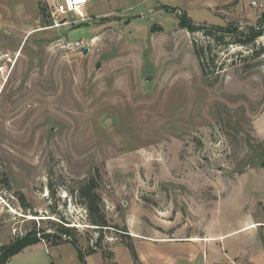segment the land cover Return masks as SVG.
Segmentation results:
<instances>
[{"label": "rangeland", "instance_id": "374dc122", "mask_svg": "<svg viewBox=\"0 0 264 264\" xmlns=\"http://www.w3.org/2000/svg\"><path fill=\"white\" fill-rule=\"evenodd\" d=\"M45 5L0 0V57L15 64L0 91V249L20 239L14 229L45 231L48 244L61 235L85 251L95 245L101 233L68 192L95 169L121 229L128 219L157 230L172 220V231L197 233L208 207L224 232L247 215L264 220V56L250 57L264 38L212 44L218 66L204 76L192 40H208L178 19L185 11L248 34L264 29V0H89L87 20L69 15L59 28ZM102 235L105 248L121 244L112 228ZM47 243L7 264H83L73 243ZM121 249L120 263L131 264Z\"/></svg>", "mask_w": 264, "mask_h": 264}, {"label": "crops", "instance_id": "0c3cea01", "mask_svg": "<svg viewBox=\"0 0 264 264\" xmlns=\"http://www.w3.org/2000/svg\"><path fill=\"white\" fill-rule=\"evenodd\" d=\"M222 200L221 197L214 206L219 205ZM209 212V207L201 212V229L197 233L188 231L185 227H183L185 229L180 228L172 231L174 225L172 220H169L168 225L164 226L165 228L157 230L146 229L144 224L135 226L128 219L126 225L130 235L134 238L141 263L264 264V220L247 215L239 227L224 232L218 227L216 229L213 223L211 224L208 218ZM190 222L192 223L191 220ZM236 237L239 238L238 243L230 241ZM121 248L126 247L123 244H118L113 249L115 261L118 264H121L118 258V251L122 250ZM187 253L189 254L187 255ZM94 255H100V253ZM89 257H86V263ZM102 262L103 258L100 264ZM131 264H134L133 259Z\"/></svg>", "mask_w": 264, "mask_h": 264}, {"label": "trees", "instance_id": "16d2710c", "mask_svg": "<svg viewBox=\"0 0 264 264\" xmlns=\"http://www.w3.org/2000/svg\"><path fill=\"white\" fill-rule=\"evenodd\" d=\"M174 10L179 12L178 9ZM178 19L181 29L186 30L192 36L200 33L208 40V43H203V45H200L196 39L192 40L195 56L199 61V65L204 76L208 75L209 68L218 66L216 64L217 55H213L212 44L216 43L217 45L224 46V48L230 46L232 43L242 47H250L251 45H256L259 38H264V29L262 26L252 27L249 29V33L245 34L244 32L240 33L238 27L220 25L208 26L206 24L197 23L192 20V18L189 17L188 13L185 11H180ZM263 22L264 13L262 15V23ZM233 35L237 36L236 41H230L231 39L229 40V38ZM262 56H264V47H260L250 57L260 58ZM245 59H247V57ZM101 179L102 177L99 169H95V171L91 173L90 177L85 180V182L82 183L76 190L68 191L71 193L72 197L76 199L77 203L83 206L86 210L88 225L94 227V230H96L95 232L101 233L99 234L95 245L89 247L85 251L80 247L76 240L63 239L61 235H53L50 244H48V238L51 237V235L46 234L45 231L34 229L17 241L1 247L0 264H7L11 258L23 252L27 247L42 242H46L49 246L73 243L75 246H77L80 252V258L83 264L86 263V257L97 253H101L102 255V264H118L115 261L113 249L102 246V241L104 238L102 234L105 230H109L111 228L121 235L120 243L128 248L134 264H142L135 248L133 241L134 239L132 236H130L128 228L124 227L121 229L118 225H112L106 214L104 199L100 193ZM3 182L5 188L10 189L8 178H5ZM67 228L69 227L61 229V233L65 234L71 230Z\"/></svg>", "mask_w": 264, "mask_h": 264}, {"label": "built area", "instance_id": "2783aa9c", "mask_svg": "<svg viewBox=\"0 0 264 264\" xmlns=\"http://www.w3.org/2000/svg\"><path fill=\"white\" fill-rule=\"evenodd\" d=\"M88 3L89 0H45V8L53 21L52 28L66 27L71 24V22L67 20L69 15L78 16L81 22L87 20L88 16L83 12V9ZM254 5L256 4L254 3ZM76 44L81 48V43L78 42ZM89 47L90 46L82 45L85 51H90ZM14 67L15 64L9 55H2L0 57V91L5 87ZM13 234L19 238L25 236L19 229H14ZM110 241H114V239L111 238Z\"/></svg>", "mask_w": 264, "mask_h": 264}, {"label": "water", "instance_id": "95a60500", "mask_svg": "<svg viewBox=\"0 0 264 264\" xmlns=\"http://www.w3.org/2000/svg\"><path fill=\"white\" fill-rule=\"evenodd\" d=\"M98 68H99V66H98Z\"/></svg>", "mask_w": 264, "mask_h": 264}]
</instances>
